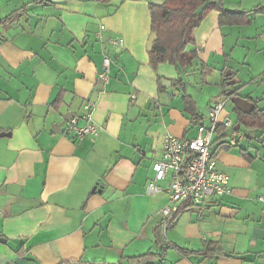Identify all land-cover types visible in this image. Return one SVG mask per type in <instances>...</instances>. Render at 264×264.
<instances>
[{"label":"crops","instance_id":"crops-1","mask_svg":"<svg viewBox=\"0 0 264 264\" xmlns=\"http://www.w3.org/2000/svg\"><path fill=\"white\" fill-rule=\"evenodd\" d=\"M150 4L0 0V21L22 10L15 21L0 22V264H264L261 131L239 129V143L219 151L217 167L230 177L232 193L218 202L188 206L165 230L160 211L168 194L147 193L164 136L196 135L174 81L183 80L200 122L232 89L264 109V14L252 12L248 25L221 26L212 11L195 31L198 58L186 68L154 69ZM223 4L253 11L264 0ZM105 57L107 84L98 78ZM195 70L198 88L185 79ZM210 70L215 89L206 92L202 76ZM227 70L235 84L226 91ZM87 102L99 136L77 139L67 122L60 134L53 131ZM228 105L226 114L235 113ZM208 243L218 244L214 255H198Z\"/></svg>","mask_w":264,"mask_h":264},{"label":"built area","instance_id":"built-area-1","mask_svg":"<svg viewBox=\"0 0 264 264\" xmlns=\"http://www.w3.org/2000/svg\"><path fill=\"white\" fill-rule=\"evenodd\" d=\"M110 42L114 46L124 44L123 38H114ZM98 78L104 84L109 82L108 57L103 60V71ZM230 101V97L225 95L214 99L208 106V125L199 119H193L192 124L196 126V135L193 138H178L170 134L164 136L161 159L153 164L154 177L147 185V193L168 194L169 203L160 211L164 218L165 230L183 204L204 206L218 202L232 193L229 186L230 177L218 169V160L214 156L216 141L237 145L242 138L226 114ZM83 109L80 116L74 117L67 124L68 131L77 139L99 136L101 128L93 121L94 105L87 102ZM162 181H167L165 187L158 184Z\"/></svg>","mask_w":264,"mask_h":264},{"label":"trees","instance_id":"trees-1","mask_svg":"<svg viewBox=\"0 0 264 264\" xmlns=\"http://www.w3.org/2000/svg\"><path fill=\"white\" fill-rule=\"evenodd\" d=\"M149 8L151 12V30L156 36L149 51L150 65L154 69H157L163 63L181 68L191 65L199 56L197 49H191L196 45L195 31L212 11L219 12V24L221 26L248 25L251 22L252 12L264 14V6H258L253 11H229L225 9L223 0H165L163 5L153 6L150 4ZM20 12L22 10L12 13L0 22H13L20 17ZM225 79L226 81L234 79V73L230 77H225ZM173 86H177L181 90L185 112L192 118L200 120L201 117L197 111L196 103L192 96L188 94L183 80L174 81ZM234 95H238L237 90H235ZM62 103L63 94H60L53 103V107L58 109ZM235 113L237 114L235 125H240V129L246 131L258 130L264 134V109L255 108L249 115L235 109ZM215 143H217L214 150V156L216 157L219 151L231 148V145L222 143L220 140ZM242 154L246 157L245 151H242ZM190 205L192 204H183L175 215ZM157 242L161 244L162 239H158ZM217 249L218 244L208 243L203 250L196 253L209 256L214 255Z\"/></svg>","mask_w":264,"mask_h":264},{"label":"water","instance_id":"water-1","mask_svg":"<svg viewBox=\"0 0 264 264\" xmlns=\"http://www.w3.org/2000/svg\"><path fill=\"white\" fill-rule=\"evenodd\" d=\"M164 3H165V0H151V5H153V6H161ZM230 74H231V72H228L226 74L227 77H230ZM165 84H168V85H165ZM165 84H164V87H170L171 86V84L168 82H166ZM234 84H235L234 80H229L227 82V85L229 87L233 86ZM234 94H235V90L232 89L227 93V96L230 97L231 103L235 106V108H237L238 110H240L244 114H247V115L251 114L253 112V110L256 108V106L253 103H251L249 100L242 98V97H239V96H235ZM73 118H74L73 116L65 115L64 121L62 123H60L58 125H54L52 127L53 131L57 134H60L61 129L64 126V124L66 122L69 123ZM239 129H240V125H236L235 130L239 131ZM253 132H255V131H253ZM248 135L249 134H247V136Z\"/></svg>","mask_w":264,"mask_h":264},{"label":"rangeland","instance_id":"rangeland-1","mask_svg":"<svg viewBox=\"0 0 264 264\" xmlns=\"http://www.w3.org/2000/svg\"><path fill=\"white\" fill-rule=\"evenodd\" d=\"M229 70H227L226 71V74H227V72H228ZM210 74H211V70L209 71V73H205L202 77H203V79L205 80V82H206V84H205V86L207 87L206 88V92H210L212 89H215V85H214V83H213V77H211L210 76ZM200 71L199 70H195L194 72L193 71H190V75H185V79H188V80H190L191 82H192V84H197V83H199V81H200ZM196 87L198 88V86L196 85ZM223 88H224V86H223ZM231 87H228V86H226L225 87V89H226V91L228 90V89H230ZM222 90H224V89H220V92H222ZM227 108H229V105H228V107ZM204 118L206 119V124L208 125L209 124V117H208V108H207V111L205 112V116H204ZM229 118L235 123L236 121H237V115H235V113H230V115H229Z\"/></svg>","mask_w":264,"mask_h":264}]
</instances>
